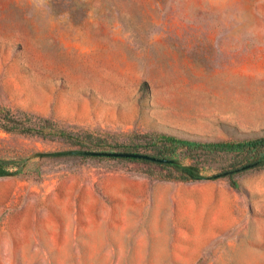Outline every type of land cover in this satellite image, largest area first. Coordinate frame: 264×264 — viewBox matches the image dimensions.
Returning a JSON list of instances; mask_svg holds the SVG:
<instances>
[{
	"label": "rangeland",
	"instance_id": "374dc122",
	"mask_svg": "<svg viewBox=\"0 0 264 264\" xmlns=\"http://www.w3.org/2000/svg\"><path fill=\"white\" fill-rule=\"evenodd\" d=\"M0 105L114 143L264 134V0H0ZM79 147L0 128V264H264V168L29 157Z\"/></svg>",
	"mask_w": 264,
	"mask_h": 264
},
{
	"label": "trees",
	"instance_id": "16d2710c",
	"mask_svg": "<svg viewBox=\"0 0 264 264\" xmlns=\"http://www.w3.org/2000/svg\"><path fill=\"white\" fill-rule=\"evenodd\" d=\"M0 128L7 132H18L39 136L51 140H63L72 144L80 145L79 148L91 150H124V151H139L150 153L158 157L173 159L176 162L159 163L155 161L125 158L113 156H87L97 159H126L129 161L145 162L156 164L167 170L169 179H177L182 181L198 180L206 178L202 172V167L197 163L185 164L182 162L179 155L183 152L198 155H213L217 153H234L241 156L242 166L252 164L250 168H264V134L238 139V140H198L187 137H181L168 133H146L133 135L129 141L112 142L107 138L96 136L93 133L75 134L58 122L50 118L17 116L10 107L0 105ZM8 161H0V176L14 175L21 171L19 166L16 170L8 168ZM241 166V167H242ZM237 168V169H241ZM236 172V169L230 173ZM164 174V173H162ZM160 175L157 178H163ZM231 185L234 188H239L238 181L234 178L230 179Z\"/></svg>",
	"mask_w": 264,
	"mask_h": 264
},
{
	"label": "water",
	"instance_id": "95a60500",
	"mask_svg": "<svg viewBox=\"0 0 264 264\" xmlns=\"http://www.w3.org/2000/svg\"><path fill=\"white\" fill-rule=\"evenodd\" d=\"M66 155H87V156H113V157H131L138 159H145L150 161H155L159 163H171L176 162L173 159H168L164 157H158L150 153L139 152V151H124V150H91L84 148H72L64 150H53V151H37L32 153L29 157H47V156H66ZM252 164H246L241 167V169L250 168ZM239 170V169H236ZM231 171H225L222 173L215 174L211 177L216 178L219 176H225Z\"/></svg>",
	"mask_w": 264,
	"mask_h": 264
}]
</instances>
